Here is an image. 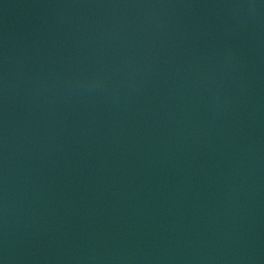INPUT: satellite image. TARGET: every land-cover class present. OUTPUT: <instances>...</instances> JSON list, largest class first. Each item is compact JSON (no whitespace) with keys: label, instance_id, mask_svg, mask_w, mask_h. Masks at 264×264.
<instances>
[{"label":"water","instance_id":"water-1","mask_svg":"<svg viewBox=\"0 0 264 264\" xmlns=\"http://www.w3.org/2000/svg\"><path fill=\"white\" fill-rule=\"evenodd\" d=\"M0 264H264V0H0Z\"/></svg>","mask_w":264,"mask_h":264}]
</instances>
